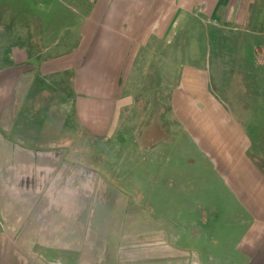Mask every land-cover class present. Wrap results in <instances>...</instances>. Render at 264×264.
<instances>
[{"label": "crops", "instance_id": "1", "mask_svg": "<svg viewBox=\"0 0 264 264\" xmlns=\"http://www.w3.org/2000/svg\"><path fill=\"white\" fill-rule=\"evenodd\" d=\"M261 150L264 0H0V264H264Z\"/></svg>", "mask_w": 264, "mask_h": 264}, {"label": "rangeland", "instance_id": "2", "mask_svg": "<svg viewBox=\"0 0 264 264\" xmlns=\"http://www.w3.org/2000/svg\"><path fill=\"white\" fill-rule=\"evenodd\" d=\"M3 19H4V22H6V23H2L3 24V26H6V25H8V23H9V21H10V15H8V14H6V15H4L3 16ZM7 58H8V56H7ZM233 92H234V88H233ZM77 143H79V142H77ZM80 144V146H81V148H88L89 147V144H88V139L86 138V139H84L83 140V142L81 143H79ZM83 149H80V151H82ZM83 152H87V155H88V153L90 154V155H92L91 153V151H89V150H85V151H83ZM79 154H81V153H79ZM86 155V154H85ZM257 157L260 159V161H262L263 162V164H264V150L262 151H259L258 152V154H257ZM136 183L135 184H132L131 185V190H132V187H133V189L134 190H137V187H136Z\"/></svg>", "mask_w": 264, "mask_h": 264}]
</instances>
